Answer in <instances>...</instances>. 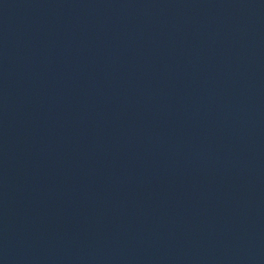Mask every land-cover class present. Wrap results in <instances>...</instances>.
I'll list each match as a JSON object with an SVG mask.
<instances>
[{"label":"water","instance_id":"95a60500","mask_svg":"<svg viewBox=\"0 0 264 264\" xmlns=\"http://www.w3.org/2000/svg\"><path fill=\"white\" fill-rule=\"evenodd\" d=\"M0 264H264V0H0Z\"/></svg>","mask_w":264,"mask_h":264}]
</instances>
